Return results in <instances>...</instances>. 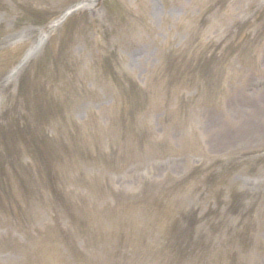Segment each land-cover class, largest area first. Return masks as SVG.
Here are the masks:
<instances>
[{"label":"rangeland","instance_id":"374dc122","mask_svg":"<svg viewBox=\"0 0 264 264\" xmlns=\"http://www.w3.org/2000/svg\"><path fill=\"white\" fill-rule=\"evenodd\" d=\"M0 264H264V0H0Z\"/></svg>","mask_w":264,"mask_h":264}]
</instances>
